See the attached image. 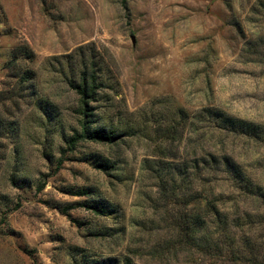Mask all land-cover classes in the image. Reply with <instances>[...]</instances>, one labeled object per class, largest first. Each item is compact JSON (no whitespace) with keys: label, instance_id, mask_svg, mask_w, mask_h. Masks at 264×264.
Instances as JSON below:
<instances>
[{"label":"rangeland","instance_id":"obj_1","mask_svg":"<svg viewBox=\"0 0 264 264\" xmlns=\"http://www.w3.org/2000/svg\"><path fill=\"white\" fill-rule=\"evenodd\" d=\"M0 264H264V0H0Z\"/></svg>","mask_w":264,"mask_h":264},{"label":"trees","instance_id":"obj_2","mask_svg":"<svg viewBox=\"0 0 264 264\" xmlns=\"http://www.w3.org/2000/svg\"><path fill=\"white\" fill-rule=\"evenodd\" d=\"M29 77V76H28ZM28 77L26 79H28ZM95 78L93 79V84L95 83ZM76 90L82 99V108L84 111V122L81 134H76L70 139L69 143L75 145L79 140H90L99 141L105 143H114L116 141V136L112 132H108L105 129L92 130L89 114V101H93V96L95 94V89L91 86L90 79L87 76L83 77L81 83L76 86ZM98 211V210H97Z\"/></svg>","mask_w":264,"mask_h":264}]
</instances>
